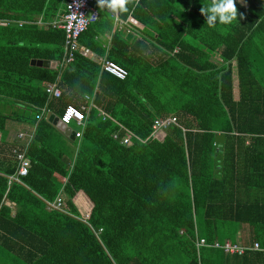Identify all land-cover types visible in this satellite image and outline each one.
Segmentation results:
<instances>
[{
	"label": "trees",
	"instance_id": "obj_1",
	"mask_svg": "<svg viewBox=\"0 0 264 264\" xmlns=\"http://www.w3.org/2000/svg\"><path fill=\"white\" fill-rule=\"evenodd\" d=\"M63 1L0 0L8 21L0 25V133L8 119L35 126L20 182L8 179L14 143L0 159V264H264V251L212 246L235 242L248 224L251 244L264 248V196L252 195L264 192V0H236V19L215 26L201 13L212 0H139L117 15L134 19L127 34L113 30L114 14L96 1L98 18L67 64L62 28L18 24L50 21ZM103 57L126 77L103 70ZM47 83L61 96L48 98ZM85 94L93 106L72 143L36 118L44 106L57 114L67 103L85 108ZM167 115L177 124L154 131V119ZM60 191L65 211L47 209ZM78 196L90 208L85 220ZM199 238L206 244L197 246Z\"/></svg>",
	"mask_w": 264,
	"mask_h": 264
},
{
	"label": "built area",
	"instance_id": "obj_2",
	"mask_svg": "<svg viewBox=\"0 0 264 264\" xmlns=\"http://www.w3.org/2000/svg\"><path fill=\"white\" fill-rule=\"evenodd\" d=\"M97 0H66L65 3V13L63 15V21L59 25L64 31V57L62 63L67 64L72 61L74 57V53L80 49L79 45V36L80 34L87 28L88 24L95 21L98 18V8L96 7ZM116 21L117 18H116ZM4 22L0 21V24ZM23 21H18V24L21 25ZM87 51V50H86ZM88 52V51H87ZM93 54V53H92ZM101 61V67L106 72L115 76L118 79H124L127 75V70L116 63L113 60L107 59L105 57L98 58ZM45 91L48 94V98H58L61 96V90L55 83H47L45 84ZM84 100H89V96L85 95ZM71 110V111H70ZM53 112L47 107L44 106L41 108L40 115L36 116L37 119H40L41 116L51 115ZM103 119L106 116V113L99 109V113ZM67 117V119H65ZM87 117L86 109L83 106H77L71 103L66 104L61 113L58 115V120L62 124L71 125L73 122L80 128L74 129L75 131V139L81 137L82 134V124L83 121ZM177 124L176 115H167L165 117L156 118L153 121L152 128L154 131L158 129L167 128L170 125ZM35 130V126H32V129L29 131L21 130L17 133V137L21 140V145L13 146L11 153L16 162V169L13 174L8 175L9 182L15 181L20 182L21 177L25 176L28 173V169L30 166V160L26 156L25 152L29 142L33 137V132ZM119 137L118 132L113 134V138L117 139ZM120 143L128 145L131 142V134L125 133L120 138ZM64 199V195L62 191H60L57 196L52 201H47V209H54L59 211H65L62 207V201ZM88 217V213L83 215L82 219H86ZM205 239L199 238L197 239L196 245H205ZM213 247H219L224 249L226 252L231 254L234 253H243L245 249L250 248L254 250H261L262 248L257 241L253 242L252 246H242L237 243H231L230 241H225L224 243L216 241Z\"/></svg>",
	"mask_w": 264,
	"mask_h": 264
},
{
	"label": "crops",
	"instance_id": "obj_3",
	"mask_svg": "<svg viewBox=\"0 0 264 264\" xmlns=\"http://www.w3.org/2000/svg\"><path fill=\"white\" fill-rule=\"evenodd\" d=\"M65 3H66V0L63 1V8H62V10L61 11H58L56 13V15L50 21L43 22L42 19H41V15H36L31 20L27 19V20H19V21H23L22 24L32 23V24H37V25H45V26L52 25V26L59 27V25L63 21V15L65 13ZM116 18H117L118 21H116ZM0 21L1 22H4L3 24H0V25H6L8 23L7 20H0ZM129 24L134 25V19L133 18L128 17L127 20H124V19L118 18V16L116 14H114V22H113V28L114 29L113 30H120V31L123 32V34L131 33V32L134 33V28L131 25H129ZM110 37H111V32H107V33L104 34V36H102V38H103V40H104V42L106 44L109 43V41L111 39ZM63 47H64V44H63ZM64 52H65V50H64ZM87 53L90 56H95L94 54H92L89 51ZM237 84H238V82H237L236 70L234 68L233 69V94H234V98L235 99H238V86H237ZM88 96H89V100H84L85 103L87 104V105H85V108H84V109H86V112H88L89 109L93 106V97L90 96V95H88ZM6 110L9 111V112H11L10 111V107H7ZM40 113H41V109H40ZM52 114H55L56 116L59 115V114H57L55 112H53ZM74 125H75V127L74 128L72 127L73 130L74 129H77V128H80V126H77L76 124H74ZM31 129H32V126L30 124H28V123L20 122L18 120H14V119H8L6 121V132H5V134L2 135L0 133V159L2 157H5V156L9 157V155H10L9 148H10L11 143H14V145H21L22 144L21 143L22 141L19 140L18 137H17V133L19 131H21V130L29 131ZM215 144H219V143H215ZM252 195L253 196H258V198L260 200H262V198H263L262 196H264V192L262 190H259L257 192L256 191H253L252 192ZM74 202H75V206L77 207V209L79 210V212L81 214L86 213L87 211H89V209H90L89 208V205L82 198V196H78L75 199ZM251 231L252 230L250 229V227H249L248 224H241L237 228L236 235H235V242H232L231 240L225 239L221 243H224L225 241H230L231 243H237V244H240V245L246 246V247L252 246L253 243L251 244V241H250V238L252 237V232ZM253 242H255V241H253ZM220 249H222V248H220ZM222 250L225 253H227V254H231L229 252H226L224 249H222ZM247 250H254V249L247 248ZM260 251H264V250L261 249ZM237 254H239V253H237Z\"/></svg>",
	"mask_w": 264,
	"mask_h": 264
},
{
	"label": "clouds",
	"instance_id": "obj_4",
	"mask_svg": "<svg viewBox=\"0 0 264 264\" xmlns=\"http://www.w3.org/2000/svg\"><path fill=\"white\" fill-rule=\"evenodd\" d=\"M97 3L100 9H107L113 14L119 15L128 13L129 5H132L134 11L135 7L139 5V0H97ZM201 13L209 26H215L217 23L230 24L238 14L236 0H212L209 8L202 7Z\"/></svg>",
	"mask_w": 264,
	"mask_h": 264
},
{
	"label": "water",
	"instance_id": "obj_5",
	"mask_svg": "<svg viewBox=\"0 0 264 264\" xmlns=\"http://www.w3.org/2000/svg\"><path fill=\"white\" fill-rule=\"evenodd\" d=\"M33 64L38 66L50 67L55 68L57 66L56 61L50 60H41V59H33L31 61ZM46 119L51 123L59 132H61L65 137L73 142L75 141V131L72 129L70 125L62 124L58 120V116L55 114L48 115ZM224 141V134L223 133H216L214 136V142L221 144Z\"/></svg>",
	"mask_w": 264,
	"mask_h": 264
},
{
	"label": "rangeland",
	"instance_id": "obj_6",
	"mask_svg": "<svg viewBox=\"0 0 264 264\" xmlns=\"http://www.w3.org/2000/svg\"><path fill=\"white\" fill-rule=\"evenodd\" d=\"M213 60H214V61H218V58H217V57H213ZM234 68H235V67H234ZM71 127H73V128L75 127V125H74L73 122L71 123ZM88 212H89V211H87L86 213H88ZM86 213H83L82 215H84V214H86ZM88 214H89V213H88Z\"/></svg>",
	"mask_w": 264,
	"mask_h": 264
}]
</instances>
